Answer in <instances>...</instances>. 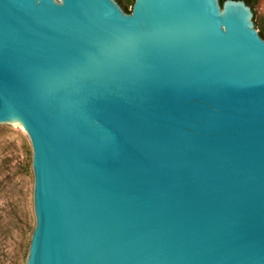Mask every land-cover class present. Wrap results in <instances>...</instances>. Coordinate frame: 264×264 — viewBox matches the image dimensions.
<instances>
[{
    "label": "water",
    "instance_id": "1",
    "mask_svg": "<svg viewBox=\"0 0 264 264\" xmlns=\"http://www.w3.org/2000/svg\"><path fill=\"white\" fill-rule=\"evenodd\" d=\"M245 0H0V124L33 148L26 264H264V38Z\"/></svg>",
    "mask_w": 264,
    "mask_h": 264
},
{
    "label": "rangeland",
    "instance_id": "2",
    "mask_svg": "<svg viewBox=\"0 0 264 264\" xmlns=\"http://www.w3.org/2000/svg\"><path fill=\"white\" fill-rule=\"evenodd\" d=\"M132 10L134 0H119ZM264 28V0H250ZM33 148L20 127L0 124V264H26L36 227Z\"/></svg>",
    "mask_w": 264,
    "mask_h": 264
},
{
    "label": "trees",
    "instance_id": "3",
    "mask_svg": "<svg viewBox=\"0 0 264 264\" xmlns=\"http://www.w3.org/2000/svg\"><path fill=\"white\" fill-rule=\"evenodd\" d=\"M117 1H119V0H117ZM221 1V4H223L224 3V1L225 0H220ZM246 1V3L248 4V5H250L251 6V1L250 0H245ZM121 4H122V6L124 7V9H125V11H127V12H131V10L129 9V6H127V5H125L124 3H122L121 1H119ZM257 27V26H256ZM259 31H260V34H261V36L264 38V28H259Z\"/></svg>",
    "mask_w": 264,
    "mask_h": 264
},
{
    "label": "flooded vegetation",
    "instance_id": "4",
    "mask_svg": "<svg viewBox=\"0 0 264 264\" xmlns=\"http://www.w3.org/2000/svg\"><path fill=\"white\" fill-rule=\"evenodd\" d=\"M117 1V0H116ZM119 2V1H118ZM120 3V2H119ZM121 4V3H120ZM121 6H122V4H121ZM123 7V6H122ZM124 8V7H123Z\"/></svg>",
    "mask_w": 264,
    "mask_h": 264
}]
</instances>
